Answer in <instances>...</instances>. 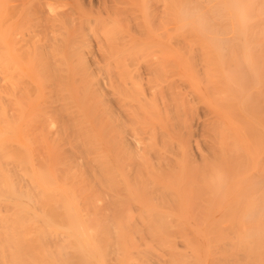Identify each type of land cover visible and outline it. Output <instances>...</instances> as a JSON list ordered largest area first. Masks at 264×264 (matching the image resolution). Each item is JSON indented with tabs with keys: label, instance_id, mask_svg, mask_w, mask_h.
Returning a JSON list of instances; mask_svg holds the SVG:
<instances>
[{
	"label": "bare ground",
	"instance_id": "obj_1",
	"mask_svg": "<svg viewBox=\"0 0 264 264\" xmlns=\"http://www.w3.org/2000/svg\"><path fill=\"white\" fill-rule=\"evenodd\" d=\"M150 256L264 264V0H0V264Z\"/></svg>",
	"mask_w": 264,
	"mask_h": 264
},
{
	"label": "rangeland",
	"instance_id": "obj_2",
	"mask_svg": "<svg viewBox=\"0 0 264 264\" xmlns=\"http://www.w3.org/2000/svg\"><path fill=\"white\" fill-rule=\"evenodd\" d=\"M159 4H160V6H159ZM155 5H158V7L155 6ZM152 8L155 9V14H157V15H159V13L161 14V12L163 10L162 3H158V2H157V4H156V2H153ZM169 258H170V256H160V257L159 256H150L147 259L150 261L151 264H158V263H165V264H167L168 261H169ZM111 259H114V256H112ZM217 259H219L222 264H224L225 262L231 261L230 258H226V257H219V256H217V257H206V261H209V262H211V260H217ZM237 259L240 260V261H242V262H244L245 260H247V257L240 256ZM219 260H217V261H219Z\"/></svg>",
	"mask_w": 264,
	"mask_h": 264
}]
</instances>
